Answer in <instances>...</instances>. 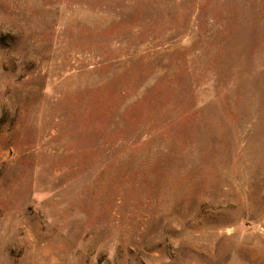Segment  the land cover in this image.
Returning <instances> with one entry per match:
<instances>
[{
    "label": "rangeland",
    "instance_id": "obj_1",
    "mask_svg": "<svg viewBox=\"0 0 264 264\" xmlns=\"http://www.w3.org/2000/svg\"><path fill=\"white\" fill-rule=\"evenodd\" d=\"M0 264H264V0H0Z\"/></svg>",
    "mask_w": 264,
    "mask_h": 264
}]
</instances>
